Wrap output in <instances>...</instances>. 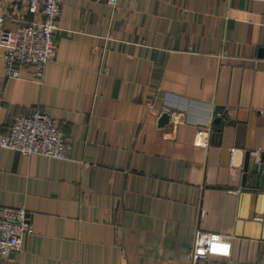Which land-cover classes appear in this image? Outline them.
<instances>
[{
  "label": "crops",
  "instance_id": "0c3cea01",
  "mask_svg": "<svg viewBox=\"0 0 264 264\" xmlns=\"http://www.w3.org/2000/svg\"><path fill=\"white\" fill-rule=\"evenodd\" d=\"M28 5L0 0L4 25ZM54 35L41 80L0 52V131L39 105L68 143L0 149V205L33 225L0 264H189L198 228L225 234L205 264H264V177L242 181L264 152V0H61Z\"/></svg>",
  "mask_w": 264,
  "mask_h": 264
},
{
  "label": "built area",
  "instance_id": "2783aa9c",
  "mask_svg": "<svg viewBox=\"0 0 264 264\" xmlns=\"http://www.w3.org/2000/svg\"><path fill=\"white\" fill-rule=\"evenodd\" d=\"M28 8L39 12V17L14 28L4 25L10 15L0 13V52L7 75L17 76L19 68L28 65L34 76L41 80L45 64L56 48L54 29L61 0H29ZM2 147H11L24 154L68 157L64 132L39 105L13 115L7 128L0 131V149ZM32 231L33 225L23 204L0 205V257L19 250L23 236ZM224 235L213 230L196 229L186 251L189 264H205L219 248Z\"/></svg>",
  "mask_w": 264,
  "mask_h": 264
},
{
  "label": "water",
  "instance_id": "95a60500",
  "mask_svg": "<svg viewBox=\"0 0 264 264\" xmlns=\"http://www.w3.org/2000/svg\"><path fill=\"white\" fill-rule=\"evenodd\" d=\"M168 120V113L165 111L161 114L159 122L163 123ZM264 152H261L259 155V158H254L250 154V149L246 151L245 159L243 163V177L242 181L244 182V179L246 177L247 172H251L252 177L255 182L258 180H262L264 177Z\"/></svg>",
  "mask_w": 264,
  "mask_h": 264
}]
</instances>
